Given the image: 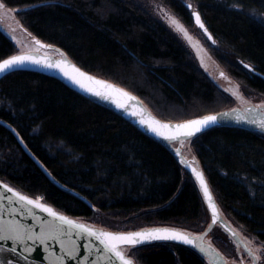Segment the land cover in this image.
I'll return each instance as SVG.
<instances>
[{"label":"trees","instance_id":"1","mask_svg":"<svg viewBox=\"0 0 264 264\" xmlns=\"http://www.w3.org/2000/svg\"><path fill=\"white\" fill-rule=\"evenodd\" d=\"M162 1L192 24L187 4ZM6 2L17 10L22 28L63 49L86 71L135 93L162 120L184 121L233 107L232 97L198 67L144 0ZM193 2L215 39L213 47L219 46L218 61L245 94L264 96V0ZM14 54L15 44L0 30V61ZM0 119L91 206L52 183L2 125L0 179L67 215L114 231L167 226L193 235L211 222L197 182L163 144L55 78L29 71L3 78ZM189 148L225 219L264 246V134L216 128L190 139ZM209 239L224 255L236 257L233 239L220 226ZM137 248L129 255L138 264H208L198 251L172 242Z\"/></svg>","mask_w":264,"mask_h":264},{"label":"snow or ice","instance_id":"2","mask_svg":"<svg viewBox=\"0 0 264 264\" xmlns=\"http://www.w3.org/2000/svg\"><path fill=\"white\" fill-rule=\"evenodd\" d=\"M189 8L192 5H188ZM15 9L9 7L6 0H0V18L13 16ZM26 14V11L25 13ZM195 17V23L199 28L203 29L207 33V28L201 20L198 12L193 13ZM14 18V17H13ZM170 23L175 26V30L178 33H182L184 38L189 42L193 37L188 33L187 29L174 18H170ZM264 23V20L261 21ZM25 31H27L25 29ZM31 35V33H29ZM209 39L211 35L209 34ZM19 43V42H17ZM215 44V40H212ZM35 48L28 52H22L18 55H13L8 59L0 62V75L10 72L14 68L23 67L26 64L42 65L49 69L59 70L68 80L78 85L84 91L92 94L93 96L101 99L110 100L118 108L125 111L129 110L128 101H135L136 97L132 96L124 89L117 87L114 84L107 83L104 80L97 79L94 76L82 71L80 68L73 64H70L67 60L61 59L59 61H52L46 55L41 57L35 53H39L41 49L49 48L50 45L43 44L40 40H34ZM193 47H196L193 45ZM198 53L201 49H197ZM63 55V54H61ZM203 63V58H201ZM245 67H248L245 65ZM224 74L221 73V76ZM237 95V98L244 100L243 95ZM124 98V99H122ZM264 109V103L254 108L247 109L248 113H260V110ZM236 109L232 112L236 113ZM131 115L138 116L141 113L132 111ZM223 117H228L229 113L225 112L220 114ZM236 119L239 122L241 120L240 115H236ZM244 120L248 123L258 125L264 130V114L244 117ZM219 122V117L216 115L204 116L200 119L189 120L181 124L171 125L161 123L154 118L149 117L147 120L140 119V123L146 125L150 130L158 136L163 137L170 142L182 143L184 139L195 136L197 133L202 132L205 128ZM191 167V165H188ZM192 172L196 179L199 181L200 187L203 190L204 198L207 202L208 209L211 210V223L215 225L219 219V209L214 201L213 194L207 184L202 172L198 171L195 167H192ZM4 192H0V205H3L4 200L7 199L9 205H19L18 208H11L9 215L14 216L19 212L25 215H30L34 220L38 221L37 231L35 228L29 225L21 224L14 219H4L3 208L0 207V240H12L24 247V250L28 253L33 252L35 249L28 246V242L31 241L33 245L37 243L44 246L45 251H48V242L57 241L60 248L63 250V256H55L51 254L49 257L50 264H65V257L70 260H76L80 255L79 245L76 241L72 240V236L79 235L81 238L87 237L89 243L87 245L88 257L85 258V264H134L133 258L127 254L129 249H135L139 252L138 245H142L145 241L151 240H164V241H177L185 245H190L196 248L201 254L207 257L208 264H227V260L218 252H216L211 245L205 246L202 240V236L193 237L191 234L178 231L171 228H153L141 231L132 232H112L105 230H97L93 227H89L83 223H77L69 217L58 213L52 207L41 203L43 197L30 198L27 195L21 194L14 188L10 187L7 183L2 185ZM7 193H12L15 200L12 197L7 196ZM33 209H39L41 212L47 213L50 220H45L43 217H37ZM235 236L236 233H231ZM98 242L93 244L92 240ZM240 245L237 243V248ZM247 256L250 258V264H264V246L261 248H253L249 243L243 245ZM5 250L0 248V252ZM13 255L16 254V249H9ZM135 255V253H133ZM94 257V259H90ZM28 259L27 256L24 257ZM242 259V258H241ZM0 264H12L11 260L5 257L0 259Z\"/></svg>","mask_w":264,"mask_h":264},{"label":"water","instance_id":"3","mask_svg":"<svg viewBox=\"0 0 264 264\" xmlns=\"http://www.w3.org/2000/svg\"><path fill=\"white\" fill-rule=\"evenodd\" d=\"M189 4H187L188 6ZM191 5V4H190ZM189 8V7H188ZM193 7L189 8L190 10ZM194 12H198V11H194ZM193 12V13H194ZM199 13V12H198ZM200 14V13H199ZM201 17V15H200ZM202 22L204 23L202 17H201ZM193 21L194 24L199 28V26L195 23V17L193 15ZM205 27L207 28L206 24L204 23ZM23 31L30 37L32 38V40L34 41L35 39H38L37 37H34L32 34L29 35L30 32L25 31L24 28H22ZM203 34L207 37V39L212 43V40H215L213 35L211 34V32L209 31V29L207 28V33H205L203 31V29L199 28ZM209 34L211 35V39H209ZM39 40V39H38ZM41 41V40H40ZM43 44L46 45H50L51 47L49 48H45L42 49L45 52L48 53H43V52H39V53H35L36 55H39L41 57L43 56H47L48 58H50L52 61H59L61 59H65L67 60L70 64L75 65L76 67L80 68L82 71L88 73L91 76L96 77L97 79L100 80H104L107 83L110 84H114L119 88L124 89L126 92H128L129 94H131L132 96L136 97L135 101H128V105H129V110L125 111L121 108H118L114 103H112L110 100H106V99H101L99 97L93 96L92 94L84 91L83 89H81L78 85L72 83L70 80H68L59 70L56 69H49L46 67H43L42 65H35V64H26L23 67H18V68H14L12 69L10 72L4 73L3 75H0V81L5 78L6 76L14 73V72H19V71H29V72H35V73H39V74H43L52 78H55L59 81H61L62 83H64L66 86H68L69 88H71L72 90H74L75 92H77L78 94L88 98V99H92L95 100L103 105H106L107 107L111 108L114 112L118 113L121 115V117L123 119H125L126 121L130 122L133 126H135L138 130H140L142 133H144L145 135L151 137L152 139L160 142L161 144H163L169 151L170 153L175 157V159L178 161V163L190 174L192 175V177L195 179V181L197 182L200 191L203 195V190L200 187L199 181L196 179L195 175L192 172V167H195L198 171L202 172L204 175V178L207 182V184L209 185V188L213 194V198L215 203L217 204V207L219 209V219L217 221V223L215 225H212V223L210 222V224L208 225V227L200 234L198 235H193L191 234L193 237L195 236H202V240L205 246L210 245L207 241V238L209 237V235L212 233V231L214 230V228L216 226H220L234 241L235 243H239L240 248H242L244 250L243 245L245 244L244 240L242 239V237L239 235V233L229 224V222L225 219V217L223 216L220 207L218 205V202L214 196V193L211 189V186L209 184V181L205 175V172L203 171V169H201L197 164H196V160L189 158L187 156H185L183 149H182V143L193 139L194 137L205 133L207 131H210L212 129H216V128H240V129H245V130H249V131H254V132H259L264 134V130H262L258 125L252 124V123H248L244 120V117H252V116H256V115H260V114H264V109L260 110V113H256L255 111L253 113H248L247 109L249 108H254L257 105H247L245 107H235V108H230V109H226L220 112H216V113H211V114H207L204 116H208V115H216L219 117V122L216 124H213L207 128H205L202 132L197 133L195 136L190 137V138H186L183 140L182 143L180 142H170L165 140L163 137L156 135L155 133H153L150 128H148L146 125H143L140 123V119L144 118V119H148L149 117L154 118L155 120L160 121L161 123H165V124H171V125H176V124H181L184 123L186 121L189 120H196V119H200L204 116H200V117H196V118H192V119H188V120H184V121H176V122H172V121H165L160 119L159 117H157L143 102V100L136 95L135 93L129 91L128 89H126L125 87H122L120 85H118L117 83L110 81L108 79H105L103 77L97 76L95 74H92L88 71H86L85 69H83L82 67H80L75 61H73L68 55L67 53L61 49L60 47L53 45V44H49L46 43L44 41H41ZM213 44V43H212ZM49 53H54V54H49ZM20 53L14 54V55H18ZM63 54V55H61ZM13 56V55H12ZM11 56L5 58L8 59ZM3 59V60H5ZM3 60H1L0 62H2ZM247 65L248 69L253 70V67L249 64H245ZM124 99V98H122ZM236 109V113H233L232 110ZM132 111H136L141 113V115L138 116H134L131 115L130 112ZM229 113L228 117H223L220 114L222 113ZM236 115H240L241 120L238 122L236 119ZM0 125H2L3 127H5L8 131H10L16 138V140L18 141V143L20 144V146L22 147V149L24 150V152L32 159V161L39 167V169L46 175V177L52 182L54 183L56 186L64 189L65 191L73 194L74 196L78 197L79 199L83 200L84 202H86L88 205L91 206V204L89 203V201L82 196L80 193L76 192L75 190H72L66 186H64L63 184H61L50 172L49 170L45 167V165L31 152V150L29 149V147L26 145V143L23 141V139L21 138V136L19 135V133L17 132V130L10 125L9 123H7L6 121L0 119ZM188 165H191V167H189ZM6 183L3 180L0 179V192H4L5 190L3 189L2 185ZM8 184V183H7ZM10 187L14 188L16 191H19L18 189H16L15 187L11 186L10 184H8ZM21 194L23 195H27L21 191H19ZM7 196L12 197L13 200H15V197L12 196V193H7ZM29 196V195H27ZM30 198H34L29 196ZM204 198V195H203ZM35 199V198H34ZM205 204L207 206V202L204 198ZM41 203L46 204L49 207H52L55 211H57L60 214H63L67 217H69L70 219L76 221L77 223H83L89 227H92L90 225H88L87 223L80 221L70 215H67L66 213H63L61 211H59L58 209H56L53 205L48 204L44 201L41 200ZM0 207L3 208V215H4V219H14L19 221L21 224L24 225H29L32 226L33 228H35L37 231H39L38 228V221L34 220L30 215H25L22 212L17 213L14 216H10L9 212L11 210V208H18L19 205L13 204V205H9L8 200L5 199L3 205H0ZM208 208V206H207ZM33 211L35 212L37 217H43L45 220H50L51 217L47 216V213L41 212L39 209H33ZM210 216H211V210L208 209ZM95 228V227H93ZM153 228H171V229H176L178 231L181 232H185L188 233L186 231L177 229V228H172V227H167V226H162V227H150V228H144V229H139V230H133V231H141V230H146V229H153ZM97 230H104V229H99V228H95ZM105 231H111V230H105ZM112 232H132V231H112ZM236 233L235 236H232L231 233ZM190 234V233H188ZM72 240L76 241V243L80 246L79 247V252L80 255L77 257L76 260H70L67 257H65V264H85V258L88 257V249H87V245L89 243V240L87 237L81 238L79 235H73L72 236ZM160 241H164V240H151V241H145L142 245L144 244H148V243H153V242H160ZM167 242H172V243H176V244H180L189 248H192L196 251H198L196 248L190 246V245H185L181 242H177V241H167ZM93 244H98V242H96L94 239L92 240ZM28 246L29 247H33L35 250L31 253H28L24 250V247L12 240H0V248L4 249V252H0V259H4L5 257H7V259L11 260L12 264H50V259L49 257L51 256V254H55V256H63V250L60 248V245L57 241H49L48 242V251H45L44 246L40 245V244H36L33 245L31 241L28 242ZM140 246V245H138ZM212 246V245H211ZM15 248L16 249V254L13 255L10 251H8L9 249ZM212 248L220 253L216 248H214L212 246ZM245 251V250H244ZM199 252V251H198ZM200 253V252H199ZM221 254V253H220ZM203 255V254H202ZM222 255V254H221ZM27 256L28 259L25 260L24 257ZM130 256V255H129ZM204 256V255H203ZM206 259L207 257L204 256ZM90 259H94V257L90 258ZM208 260V259H207ZM134 264H138L134 259Z\"/></svg>","mask_w":264,"mask_h":264},{"label":"rangeland","instance_id":"4","mask_svg":"<svg viewBox=\"0 0 264 264\" xmlns=\"http://www.w3.org/2000/svg\"><path fill=\"white\" fill-rule=\"evenodd\" d=\"M181 3L184 4H191L192 9L191 16L193 19V12L198 11L196 4L193 0H179ZM144 4L148 7V10L151 12L152 16L169 28L177 38L184 44V46L190 51L192 58L194 59L195 63L198 67L223 91L228 93L234 103L233 107H245L247 105H257L264 103V96L258 95H247L243 91L241 84L235 80L227 71V69L218 61L215 53L214 48L219 49V46L213 47V44L207 39V37L203 34V32L194 24L185 23L181 17H179L173 9H171L168 5H166L162 0H144ZM16 10V9H15ZM199 12V11H198ZM16 13L13 16H7L0 18V30L15 44L17 48V53L28 52L35 48L34 41L30 38L22 29V26L18 19L16 18ZM14 17V18H13ZM170 18H174L179 21L188 31V33L193 37L192 41L189 42L186 38H184L182 33H178L175 30V26L170 23ZM19 42V43H17ZM195 45L196 47H193ZM201 49L198 53L197 49ZM40 52L48 53L43 51L42 49ZM54 54V53H49ZM56 55V54H54ZM201 58H203V63L201 62ZM221 73L224 75L221 76ZM233 93H237L238 95H243L244 100H240L237 98V95H233ZM190 140H187L182 143L183 152L186 154L187 157L195 159L191 149L189 148ZM87 223L88 225L104 229L110 230L106 227L87 222L81 219H78ZM114 231V230H111ZM237 231V230H236ZM238 232V231H237ZM239 233V232H238ZM245 243L250 242V246L253 248H261L262 245L256 242L254 239H251L242 233H239ZM235 248H236V257L233 258L228 255H224L220 250H218L212 243V240L209 239L208 243L216 248L222 256L227 260V264H250V258L247 256V253L242 248H237V244L233 240ZM130 249L127 251L129 255ZM242 258V259H241Z\"/></svg>","mask_w":264,"mask_h":264}]
</instances>
